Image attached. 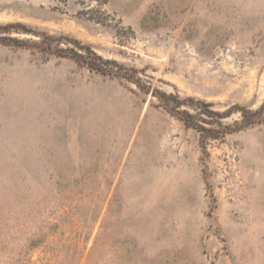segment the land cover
Returning <instances> with one entry per match:
<instances>
[{"label":"rangeland","instance_id":"374dc122","mask_svg":"<svg viewBox=\"0 0 264 264\" xmlns=\"http://www.w3.org/2000/svg\"><path fill=\"white\" fill-rule=\"evenodd\" d=\"M5 25L128 79L0 46V264H264V114L203 149L144 93L257 110L264 0H0Z\"/></svg>","mask_w":264,"mask_h":264},{"label":"trees","instance_id":"16d2710c","mask_svg":"<svg viewBox=\"0 0 264 264\" xmlns=\"http://www.w3.org/2000/svg\"><path fill=\"white\" fill-rule=\"evenodd\" d=\"M8 31L9 25L0 26V46L10 48H35L38 51L48 54L50 53L57 57L69 58L79 66H82L95 74L128 79L124 76V69L115 61L103 59L89 47L85 48L84 46H80L78 42H75V48H54L51 41L42 40L41 42H33L2 35V33H8ZM134 83H136L140 89H143V87L137 82ZM144 93H150L155 97L159 106L168 114L181 121L186 128L195 130L199 134L200 145L203 149H205V146L209 141L222 140L227 134L239 132L263 123L262 115L264 114V103L254 111L242 107H236L219 113L208 110V107H210V104L208 103L201 101L195 102L192 98L180 99L178 94H167L156 89L151 92L145 90ZM187 108L191 109L194 113H191ZM234 111L239 112L240 120L235 122L232 126H224L219 121L214 123L203 117L206 116L209 118L215 116L219 120H222L230 116ZM213 124L217 125V128H208L205 126H213Z\"/></svg>","mask_w":264,"mask_h":264}]
</instances>
